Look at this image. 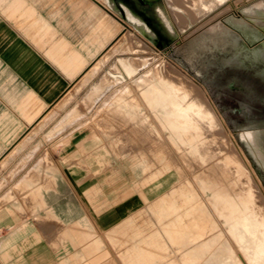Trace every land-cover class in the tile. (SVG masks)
I'll return each mask as SVG.
<instances>
[{"label": "crops", "instance_id": "0c3cea01", "mask_svg": "<svg viewBox=\"0 0 264 264\" xmlns=\"http://www.w3.org/2000/svg\"><path fill=\"white\" fill-rule=\"evenodd\" d=\"M105 2L0 0V264H210L192 186L93 125L137 123L143 103L106 67L121 21Z\"/></svg>", "mask_w": 264, "mask_h": 264}, {"label": "rangeland", "instance_id": "374dc122", "mask_svg": "<svg viewBox=\"0 0 264 264\" xmlns=\"http://www.w3.org/2000/svg\"><path fill=\"white\" fill-rule=\"evenodd\" d=\"M163 1L165 6L161 0H151L148 4H142L139 0L135 3L132 0H118V4L115 0H106V5L110 3L114 6L107 7L115 10L121 21V31L111 43L114 44L112 49L115 55L106 67L113 60L115 63L118 61L114 70L121 82L119 90L130 87L127 94L136 102H141L143 97L142 82L148 83L150 78L168 81L160 71L173 73L181 80L184 76L189 78L204 93L224 126L216 130L218 139L214 138L213 143L209 133L203 131L205 136L197 139L188 138L186 142L173 140L167 131L157 126V121L155 129L142 124L140 118L144 115L151 119L150 112L146 110L138 116L137 123L104 110L103 120L108 119L113 126L97 125L95 120L92 124L102 129L107 137H119L115 150L117 156L151 160L154 169L158 167L163 169L162 172L171 174L175 183L183 179L192 186L193 195L200 198L199 216L204 223L200 238L207 240L211 233H215L218 243L213 245V250L225 242L233 248L235 256L241 258L243 264H264L261 260L264 255L257 257V251L254 258L255 249L253 245L249 246L253 233L264 242V169L256 159L257 152L264 148V65L253 62L243 46L225 49L220 34L226 26L236 31L234 24L240 19L239 15L255 18L261 28L264 20L259 15L264 11V0ZM185 1L194 4L188 6ZM132 6L152 18L149 26L138 17V23H144L147 35L136 30L134 22L129 20L130 13L136 12ZM126 29L150 49L143 50L146 49L143 46L131 49ZM157 31L170 40L165 42L159 39ZM242 36L247 47L254 45L249 36ZM138 44L142 43L138 41ZM234 54L239 60L238 64L223 62ZM105 55L103 59L107 60L108 55ZM99 66L100 63L94 69ZM101 72L107 73L105 70ZM154 90L156 87H153ZM168 96L171 98L173 94L169 93ZM184 102L186 100H183V108L179 103L182 110L189 106ZM155 130H160L159 136ZM220 134L222 136L219 137ZM220 140H226L228 145L232 140L247 166L243 167L234 157L231 158L230 145L224 147L218 142ZM202 222L199 226L201 229ZM240 242L244 245L239 246ZM204 248L202 244L201 249ZM246 249L250 256L248 262L244 253ZM210 252L204 254L201 262L209 257Z\"/></svg>", "mask_w": 264, "mask_h": 264}, {"label": "bare ground", "instance_id": "6f19581e", "mask_svg": "<svg viewBox=\"0 0 264 264\" xmlns=\"http://www.w3.org/2000/svg\"><path fill=\"white\" fill-rule=\"evenodd\" d=\"M185 4H188V6H192L194 3L192 1H185ZM189 12H190V10H189ZM136 14H137V18L139 17L140 19H142L141 15H139V13L136 12ZM188 17H190V16H188ZM190 20H192V19H190ZM137 29L141 33L144 32L142 29H139V28H137ZM167 70H168V68H167ZM160 72H163L162 74L164 75V77L166 79H168L167 82L160 81L159 79L158 80H155V79L150 80L151 78L149 79L148 83L146 81L142 82V89L143 90L141 91V94L143 96L142 97L143 103H141V104L136 103V105L134 107L135 111H136V115H137L136 120L139 119L138 116L142 115L144 110H147L148 112H150L151 119H149L148 115H144L143 117L140 118L141 121H143L142 124L146 127H151L152 129H155V127L160 126L163 130L167 131L170 134V136L173 138V140L176 139L177 141H181V142H184V141L186 142V139H188V138H194V139L196 138L197 139V137L204 135L203 131H205V132L209 133V135L211 136L210 140L214 143L215 141L213 139L214 138L218 139L217 134H216L217 133L216 130L219 128L223 129L224 126H222L220 119L217 117L212 105L207 100L204 93L199 88H196L197 86L194 84V82L189 80V78H186L185 76L182 77L183 80H181V77H176L173 73H172L173 74L172 75V74H168L167 71H160ZM172 72H174V71H172ZM176 74H178V73H176ZM152 84H154L153 87H156V90H154V91H153ZM169 93H170V95L173 94V97L170 98V96H168ZM174 95H176L178 98H176V96L174 98ZM179 97L182 98L184 101L186 100L187 105L189 104L188 107L184 106V107H186V110H182L183 100H180ZM186 102H184L185 105H186ZM179 103L182 104L181 105L182 108H180L181 106ZM130 118H131V116H130ZM133 118H135V117H133ZM156 121L159 123V125H157V126L155 124ZM160 130H158V131H160ZM155 131H156L157 136H159V132L157 130H155ZM171 133L172 134L174 133V135H172ZM218 136L220 137L222 135L220 134ZM218 142L220 144H222L224 147H226L225 146L227 144L226 140L225 141L220 140ZM229 145H230V149H231V152L233 155L231 158L234 157V159L237 162H239V164L241 166L246 167L247 165L245 166L246 163H245L244 159L240 156V153H239L237 147L233 144L232 140L230 141ZM220 199H222V198H218L217 200H220ZM197 230H196V232H197ZM245 232H243V233H245ZM252 232H254V230H252ZM246 233H248V232H246ZM196 234H198V233H196ZM195 236H197V235H195ZM243 245H244L243 242L239 243V246H243ZM251 245H253V247L255 249V250H253L254 252L252 251L254 253V255H253L254 258L256 256L257 251H258L257 257H259V255L260 256L264 255V242H262L255 233H253V241L251 240V243H249V246H251ZM203 250L204 249H201V253ZM233 251H234L233 248L231 246H229L228 243H225V242H224V244L221 243V245H217L215 251L212 250L210 252L211 253V256H210L211 259L209 260V258H208V261L210 262V264H243L242 261L240 260L241 258L239 259L237 256H235L236 254H234ZM244 253H245V259L248 262V258L250 256L248 257L247 249L244 250ZM253 253H251V254H253ZM263 257L264 256L261 257V260L264 261Z\"/></svg>", "mask_w": 264, "mask_h": 264}, {"label": "flooded vegetation", "instance_id": "af4514ba", "mask_svg": "<svg viewBox=\"0 0 264 264\" xmlns=\"http://www.w3.org/2000/svg\"><path fill=\"white\" fill-rule=\"evenodd\" d=\"M115 1L117 2L118 0ZM124 1H129V0H124ZM132 1L133 3H135V1L137 0H132ZM145 1L149 2L151 0H145ZM132 7L133 10H135L134 6ZM263 13L264 11H262L259 16L264 20V15H261ZM239 18L240 19L236 21L237 23L234 24V26L237 29L236 31L228 26L223 28L221 32L219 31L222 36V45L224 46L225 49L227 48L233 49L236 48L237 46H243L246 48V52L249 54L253 62L261 63L264 65V24L262 25L261 28H259L258 27L259 25L256 24L255 22L256 20L255 18H250V17L248 18L245 15L243 16L239 15ZM242 34L249 36V38L254 43V45L251 47L250 46L247 47ZM223 62L230 65L233 63L238 64L239 60L236 54H234L228 58H225ZM256 159L257 162L260 164V166H262V168L264 169V148H261V150L257 152Z\"/></svg>", "mask_w": 264, "mask_h": 264}, {"label": "water", "instance_id": "95a60500", "mask_svg": "<svg viewBox=\"0 0 264 264\" xmlns=\"http://www.w3.org/2000/svg\"><path fill=\"white\" fill-rule=\"evenodd\" d=\"M139 1H140V3H142V4L147 3V2L144 1V0H139ZM147 4H148V3H147ZM136 11H137V13H139V15H141V17H142V19L145 21V23H146L147 25L150 26V25H151L152 18H151L150 16H148L144 11H142V10H140V9H138V10H136ZM156 35H157V37H158L159 39H164L165 42L168 41V40H170L169 37H164V36H162L158 31H157Z\"/></svg>", "mask_w": 264, "mask_h": 264}]
</instances>
